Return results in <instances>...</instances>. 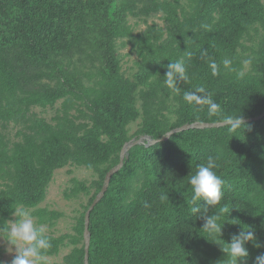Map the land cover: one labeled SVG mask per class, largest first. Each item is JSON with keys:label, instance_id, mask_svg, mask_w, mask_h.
<instances>
[{"label": "trees", "instance_id": "obj_1", "mask_svg": "<svg viewBox=\"0 0 264 264\" xmlns=\"http://www.w3.org/2000/svg\"><path fill=\"white\" fill-rule=\"evenodd\" d=\"M154 14L163 29L135 35L127 25L128 17L145 23ZM119 41L137 57L134 80L121 71ZM180 58L188 79L177 94L163 77L166 65ZM225 58L234 70L223 67ZM210 59L220 65L217 76ZM200 86L220 106L216 114L203 102L183 100V91ZM34 109L55 115L48 122ZM263 111V0H0V226L17 205L32 210L37 225H52L60 214L38 206L54 172L91 171L94 180L73 178L64 192L66 199L90 196L74 234L48 235L52 247L45 252L52 257L70 246L61 264H84L85 213L124 145L159 140L184 125L225 123L127 150L90 212L87 264H227L223 248L241 227L261 245H246L242 264H254L264 253V117L235 130L226 121ZM8 126L19 127L15 141L5 133ZM210 156L225 181L222 200L207 212L225 222L220 236L202 229L204 218L191 213L189 178ZM198 203L203 210L205 202Z\"/></svg>", "mask_w": 264, "mask_h": 264}, {"label": "clouds", "instance_id": "obj_2", "mask_svg": "<svg viewBox=\"0 0 264 264\" xmlns=\"http://www.w3.org/2000/svg\"><path fill=\"white\" fill-rule=\"evenodd\" d=\"M203 27L207 28V25ZM186 52L187 56H191L190 52ZM207 55L204 50L202 56ZM248 63V62H246ZM232 61L225 58L222 65L225 69L231 68ZM209 67L213 76L220 74V65L210 59ZM166 73L163 79V85L168 90L180 94L182 88L179 86L181 82L187 81V69L183 58L170 61L166 65ZM239 78H243L244 73L239 72ZM182 98L189 104L205 103L208 107L210 115L216 114L219 105L211 98V94L207 93L203 86L197 87L194 91H183ZM232 130L239 128L244 124L242 115L238 117H229L226 121ZM149 143V141H148ZM218 165L215 158L208 157L206 163L197 166L195 174L189 178L192 187L191 195V213L200 214L204 218L203 228L206 232L213 236H220L225 222H220L218 214L207 215L208 206H215L220 203L223 198L222 188L225 181L217 174L215 169ZM200 201H204L203 210L199 206ZM12 215L15 220L3 221L0 226V240L7 242L10 246L9 251L14 247L15 255L11 264H45V252L52 247L51 238L46 234V228L43 225H37L30 211L23 205H17L13 208ZM254 232L248 227H241V231L233 234L231 242L227 243V247L223 251L227 254V264H242L249 257V251L246 245L253 242L256 247H261L256 243ZM254 264H264V253L256 256Z\"/></svg>", "mask_w": 264, "mask_h": 264}, {"label": "rangeland", "instance_id": "obj_3", "mask_svg": "<svg viewBox=\"0 0 264 264\" xmlns=\"http://www.w3.org/2000/svg\"><path fill=\"white\" fill-rule=\"evenodd\" d=\"M127 25L131 27L133 34L135 35L143 34L150 27L163 29L165 26L160 14L152 15L150 18L146 19L145 23L140 20L128 17ZM250 42H252V40L245 41V45L249 46ZM120 43V41L117 43V54L121 59V71L126 78L134 80L135 75L138 73V68L135 65L137 57L135 53L132 52L130 45L119 47ZM58 106L59 104H57L56 107ZM32 112L48 122L55 115L54 109H46L44 111L41 109H34ZM139 122L140 120L129 125V136L133 135L138 130ZM17 129H19V127L8 126L5 133L11 140L15 141ZM139 145H145L146 147L148 146L146 141H144L143 144ZM73 178L77 181L89 183L96 178V175L84 168H77L74 166H67L54 172L53 178L48 185L45 199L38 206L39 209H45L49 212L60 214V217L54 220L52 225H43L46 228L47 235L58 237L63 234H74L73 227L76 225L77 220L81 216V213H83V209L86 206L90 196L79 194V196L76 198L66 199L64 197V192L68 193L69 191L67 190H70L72 188V184L70 181ZM91 192L94 191L92 190ZM29 211L30 213H32V210ZM15 219L16 218L12 216L11 220ZM33 219L37 224V219L35 217H33ZM9 247L10 246L7 244V242L0 240V264H11V261L15 255V249L13 247L12 250L9 251ZM70 250V246L61 248L58 255L46 257L45 263L61 264L63 257L67 255Z\"/></svg>", "mask_w": 264, "mask_h": 264}, {"label": "water", "instance_id": "obj_4", "mask_svg": "<svg viewBox=\"0 0 264 264\" xmlns=\"http://www.w3.org/2000/svg\"><path fill=\"white\" fill-rule=\"evenodd\" d=\"M264 117V111L262 112V114L258 117H255L253 119H248V120H243V122H251V121H259L261 118ZM225 123H217V124H191V125H184L180 128H176L170 132H168L165 136H163L162 138H160L159 140H151L148 137H141L139 140L137 141H130L127 144L124 145L123 149L120 152V161L119 164L117 166H115L113 169H111L109 172H107V174L105 175L104 178V183H103V187L101 189V191L99 192L98 196L95 198V200L93 201V203L91 204V206L89 207V209L87 210V212L85 213V218H84V233H83V239H84V244H85V256H84V264H87L88 262V246H89V235H88V224H89V215L90 212L93 210V208L95 207V205L102 199V197L104 196L110 179L111 177L118 172V170L121 169V167L123 166V161H124V157L125 154L127 152V150L134 145H139V144H143L144 141L147 142V145H153L155 143H159L165 140H168L170 138V136H172L175 133H179L185 130H189V129H204V128H214V127H220L222 125H224ZM144 140V141H143ZM149 141V143H148Z\"/></svg>", "mask_w": 264, "mask_h": 264}]
</instances>
